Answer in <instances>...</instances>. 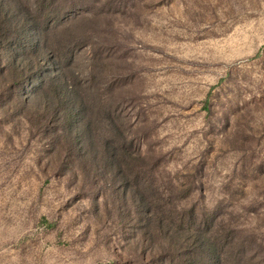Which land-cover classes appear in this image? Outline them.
<instances>
[{"label":"rangeland","instance_id":"obj_1","mask_svg":"<svg viewBox=\"0 0 264 264\" xmlns=\"http://www.w3.org/2000/svg\"><path fill=\"white\" fill-rule=\"evenodd\" d=\"M181 184L264 264V0H0V264H203L148 221Z\"/></svg>","mask_w":264,"mask_h":264},{"label":"trees","instance_id":"obj_2","mask_svg":"<svg viewBox=\"0 0 264 264\" xmlns=\"http://www.w3.org/2000/svg\"><path fill=\"white\" fill-rule=\"evenodd\" d=\"M79 112H71L66 114L63 117V120L68 123L70 133L73 134L75 132V127H77V123L74 120V117L78 114ZM209 119L211 120L210 123H214L215 116L211 113L209 115ZM65 129V128H64ZM63 129V130H64ZM90 130V129H88ZM59 132L56 134L58 135ZM90 144L93 142L89 141ZM107 145L108 146H114L116 148H119V153L118 156L120 160L118 161L116 158L114 159L115 161L112 163L113 166L115 167V162H118L116 166L119 171H126L127 169L131 170V173H134L135 170L139 169L140 166L139 163L141 161L134 156V154H131L129 151L126 149H123L119 147V145H114L111 140H107ZM112 148V147H111ZM106 149H109L107 147ZM98 156V153L96 157ZM198 171V170H197ZM197 173V172H196ZM195 172L191 171L188 172V177L187 180L189 181H194L195 179ZM186 184H181L179 186V195L181 200H175L172 198L173 195H167L168 192L164 191L161 196L164 198L166 195V199L163 200V205L161 203H157L159 207L157 210L154 212L152 210H149L148 212V221L149 224H155V233L161 232L162 234H166L169 236V244H168V250L165 251L167 252V255L170 257V260H173L174 258L178 256H183L189 248V242H190V236L192 240H197L194 245L198 247V253L204 257H207V261L204 262L203 264H218L217 259H219V255L216 253V249L214 248L211 240L209 239V231H198L195 229L197 221L194 219H198L197 211H191L188 212L185 207H182L181 203L188 199L191 196V193L189 192L190 190L195 191V189H188L186 188ZM171 194V193H170ZM155 202V201H154ZM159 202V201H157ZM45 217L42 218V221H45ZM194 222V224H193ZM49 226L52 223H47ZM193 224V226H192ZM188 225V226H187ZM192 226V227H191ZM154 230V229H153ZM187 233V234H186ZM198 233V234H196ZM149 234L152 235V232L149 231ZM178 238V240H176ZM154 240V239H153ZM216 246V244H214ZM191 254V253H190Z\"/></svg>","mask_w":264,"mask_h":264}]
</instances>
